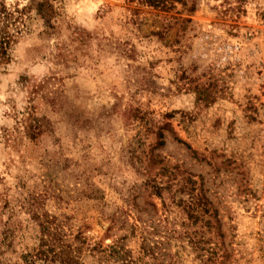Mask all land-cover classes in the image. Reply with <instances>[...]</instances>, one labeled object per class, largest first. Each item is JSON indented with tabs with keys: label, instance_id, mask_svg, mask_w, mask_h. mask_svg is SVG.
Listing matches in <instances>:
<instances>
[{
	"label": "rangeland",
	"instance_id": "obj_1",
	"mask_svg": "<svg viewBox=\"0 0 264 264\" xmlns=\"http://www.w3.org/2000/svg\"><path fill=\"white\" fill-rule=\"evenodd\" d=\"M62 244L264 264V0H0V264Z\"/></svg>",
	"mask_w": 264,
	"mask_h": 264
},
{
	"label": "trees",
	"instance_id": "obj_2",
	"mask_svg": "<svg viewBox=\"0 0 264 264\" xmlns=\"http://www.w3.org/2000/svg\"><path fill=\"white\" fill-rule=\"evenodd\" d=\"M134 1V0H130ZM142 4L161 8V9H171L174 5V2L179 0H136ZM40 252V250H37ZM77 255L73 253V249L67 245L62 244L61 247L53 253L52 256H49V259L57 264H78ZM34 263V262H32Z\"/></svg>",
	"mask_w": 264,
	"mask_h": 264
}]
</instances>
